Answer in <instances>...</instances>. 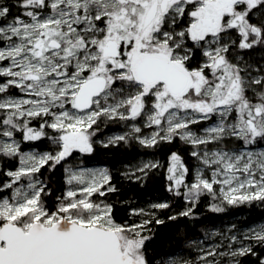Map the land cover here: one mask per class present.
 <instances>
[{
  "label": "snow or ice",
  "instance_id": "snow-or-ice-1",
  "mask_svg": "<svg viewBox=\"0 0 264 264\" xmlns=\"http://www.w3.org/2000/svg\"><path fill=\"white\" fill-rule=\"evenodd\" d=\"M102 123L127 129L104 147L191 145L195 172L177 152L167 161V190L191 205L178 216L205 195L220 201L209 206L216 213L264 203V0H0V155L18 160L0 171V264H153L144 233L167 202L119 223L97 199L116 191L109 171L76 165L46 202L42 169L93 153ZM42 138L55 150H22ZM161 167L142 161L124 175L138 181ZM211 235L221 242H192L195 259L157 264H242L252 243L264 245V224L243 233L248 243Z\"/></svg>",
  "mask_w": 264,
  "mask_h": 264
},
{
  "label": "trees",
  "instance_id": "trees-1",
  "mask_svg": "<svg viewBox=\"0 0 264 264\" xmlns=\"http://www.w3.org/2000/svg\"><path fill=\"white\" fill-rule=\"evenodd\" d=\"M6 3L13 5L14 0H6ZM16 9L13 6V12ZM259 15V14H258ZM249 55L254 60H258L262 55L259 51L252 52ZM199 58V54H197ZM34 121L33 125H37ZM118 125L101 124V131L97 133L96 139L104 138L108 132L117 131ZM16 138L19 140L20 135ZM48 139L42 138L40 141L24 142L21 145L23 151L35 149L38 151H53V145L47 142ZM172 152H177L183 158L186 165L191 167L190 149L188 146L176 139L172 143H164L157 147L144 148L135 140L128 143L121 142L118 145L104 147L101 142L94 145V151L91 154H74L66 163L56 166L51 171L49 167L42 169L41 178L45 180L51 194L46 198L49 207H53L56 198L61 196L66 189L64 183V168L71 164L75 156L78 155L84 163H94L104 166L112 176V185L116 188L115 192L107 193L103 199L106 203L113 206L114 219L119 223H138V216L130 215L132 209L149 208L151 203L167 202L170 207L155 211V219L164 221L162 224H156L155 219L148 225V231L144 234L149 237L146 241L147 255L152 258L153 264H157L162 256H168L177 252H187L192 248V242L203 235V233L216 225L224 224L235 220L241 226H248L258 221L264 220V203L253 201L237 206L222 205L225 211L216 213L210 211V204L213 203L211 196L205 195L193 209V214L189 217L178 216V214L191 205L187 204L183 196H176L169 192L168 181L166 179V168L168 156ZM141 158H153L161 162L162 167L150 170L147 176L140 180L127 178L123 172L124 167L131 165ZM18 166V160L3 157L0 155V171L15 170ZM7 179V177H0ZM189 176L187 177V180ZM177 215L175 220L169 217ZM149 218L145 217L144 219ZM255 255L249 254L240 257L239 260L244 264H259L260 259H264V245L252 243ZM259 258V259H258Z\"/></svg>",
  "mask_w": 264,
  "mask_h": 264
},
{
  "label": "rangeland",
  "instance_id": "rangeland-1",
  "mask_svg": "<svg viewBox=\"0 0 264 264\" xmlns=\"http://www.w3.org/2000/svg\"><path fill=\"white\" fill-rule=\"evenodd\" d=\"M257 15H258V13H257ZM14 93H16L17 92V90H15V89H13L12 90ZM18 94V93H17ZM115 125H119V129L117 130V131H111V132H108L106 135H104V138H99V139H96V136H95V141H99V142H102V141H106V139H107V137H109V136H111V135H114V134H120V133H123V132H125V131H127V129L124 127V125L123 124H115ZM122 125V126H121ZM35 126V125H34ZM36 126H38V123H37V125ZM204 126H206V125H204V124H201L199 127L200 128H202V127H204ZM148 129H144V133L145 134H147L148 133ZM49 133L51 134V130H49ZM179 140V139H178ZM180 141V140H179ZM48 143H50L51 144V142L48 140L47 141ZM181 143H183L182 141H180ZM184 144V143H183ZM184 145H186V146H188V148L190 149V152L193 150L192 149V147H191V145H187V144H184ZM53 149H54V147H53ZM30 150H35V149H30ZM30 150H27V151H30ZM27 151H25V152H27ZM35 151H38V150H35ZM54 151V150H53ZM38 152H47V151H38ZM76 154H78V153H76ZM190 156V155H189ZM191 157V156H190ZM148 160H153V161H157V160H154L153 158H141V159H139V160H137V161H135L134 163H132L131 165H127V166H125L124 167V172H123V174L125 173V172H127L130 168H135V167H137V166H139L140 165V163L142 162V161H148ZM191 167H190V169L193 171V172H195V170H196V167H197V161L194 159V158H192L191 157ZM69 165H76V166H80V167H85V168H89V169H106L104 166H102V165H99V164H94V163H84V161H82L81 159H80V157L78 156V155H76L75 156V158H74V160L71 162V164H69ZM137 175H140L139 173H137ZM191 180H192V176L191 175H189V179H188V181L189 182H191ZM212 198V197H211ZM97 199H100L99 197H97ZM212 201H213V198H212ZM106 202V201H105ZM213 203H220V201L219 200H215V201H213ZM152 204H155V203H151L150 205H152ZM149 205V206H150ZM144 209H146V208H144ZM145 217H140V216H138V219L139 220H141V219H144ZM140 222V221H139ZM261 224H264V220H261V221H258V222H256V223H253V224H250V225H248V226H241V225H239V223L237 222V221H235V220H231V221H228V222H226V223H224V224H220V225H216V226H214V227H212V228H210V229H207L204 233H203V235L201 236V237H199V238H197V239H194L193 241H191V242H194V241H199V242H201L202 244H203V246L204 247H207L208 245H210V244H219L220 242H221V238H220V236L219 235H217V236H212L211 235V233L212 232H216V233H219V234H223V233H228L229 235H232V234H235V235H237L238 236V238H240V240H241V242H243V243H248L247 241H243V233L244 232H246V231H248V229L249 228H253V227H258L259 225H261ZM229 229H231V232H228V230ZM208 234V239H205V234ZM237 247L239 246V245H236ZM196 255H197V249H196V247H194L193 246V244H192V248H191V250L190 251H187V252H177V253H175V254H172V255H168V257L169 258H171V259H180V260H183V259H195V257H196ZM240 258V257H239ZM242 264H244V263H242Z\"/></svg>",
  "mask_w": 264,
  "mask_h": 264
},
{
  "label": "flooded vegetation",
  "instance_id": "flooded-vegetation-1",
  "mask_svg": "<svg viewBox=\"0 0 264 264\" xmlns=\"http://www.w3.org/2000/svg\"><path fill=\"white\" fill-rule=\"evenodd\" d=\"M119 126V125H118ZM122 126V125H121Z\"/></svg>",
  "mask_w": 264,
  "mask_h": 264
}]
</instances>
